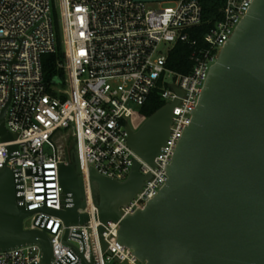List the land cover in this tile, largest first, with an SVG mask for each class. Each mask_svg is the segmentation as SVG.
Returning a JSON list of instances; mask_svg holds the SVG:
<instances>
[{
  "label": "built area",
  "instance_id": "obj_1",
  "mask_svg": "<svg viewBox=\"0 0 264 264\" xmlns=\"http://www.w3.org/2000/svg\"><path fill=\"white\" fill-rule=\"evenodd\" d=\"M216 1L218 14L211 20L203 15L202 0H0V117L5 108L4 127L13 137L4 141L0 132V168L18 171L19 204L34 211L28 217L30 225L23 227L48 231L50 264H81L80 252L94 264H145L116 241L118 223L99 221L87 170L93 167L123 181L134 160L139 161L145 180L120 207L122 215L142 208L165 184L164 166L189 123V110L252 0ZM162 2L174 5L147 7ZM58 38L61 54L55 69L62 76L47 80L43 57L57 54ZM179 43L188 48L187 73L167 66ZM152 94L163 105L174 103L154 166L139 159L127 144V128L139 129L129 121L134 116L142 124L146 121L149 116L141 108ZM58 133L68 134L76 145L85 203L78 212L88 217L83 225L68 227L66 243L61 219L43 210L63 207L58 166L69 156L54 142ZM11 145L17 150L8 158ZM0 264H41L40 249L29 244L0 251Z\"/></svg>",
  "mask_w": 264,
  "mask_h": 264
},
{
  "label": "water",
  "instance_id": "obj_2",
  "mask_svg": "<svg viewBox=\"0 0 264 264\" xmlns=\"http://www.w3.org/2000/svg\"><path fill=\"white\" fill-rule=\"evenodd\" d=\"M245 13L207 72L164 166L167 180L153 198L131 214L120 212L145 180L138 160L123 181L87 170L99 221L118 223L116 241L145 264H264V0H252ZM173 104L163 105L137 131L127 128L128 146L151 166L168 135ZM4 112L0 132L12 141ZM16 150L8 146V158ZM58 182L62 209L43 210L61 219L66 243L68 227L88 220L78 212L85 203L76 145L58 166ZM18 185V171L0 168V251L35 244L41 264H50L48 231L23 227L34 211L19 204ZM78 254L81 264H94Z\"/></svg>",
  "mask_w": 264,
  "mask_h": 264
},
{
  "label": "trees",
  "instance_id": "obj_3",
  "mask_svg": "<svg viewBox=\"0 0 264 264\" xmlns=\"http://www.w3.org/2000/svg\"><path fill=\"white\" fill-rule=\"evenodd\" d=\"M203 15L205 18H210L213 20L218 14L219 3L216 0H202ZM58 52L53 55H45L43 57V71L44 76L48 80L52 78L55 74L62 76L61 71L55 69V62L60 58L61 47L58 38ZM167 66L179 73H187L190 62L188 59V48L186 44L179 43L176 45L174 50L168 56ZM163 101L158 98L156 94H152L148 102L144 107L141 108V112L147 116H150L158 109L163 106ZM71 140V138H69Z\"/></svg>",
  "mask_w": 264,
  "mask_h": 264
},
{
  "label": "rangeland",
  "instance_id": "obj_4",
  "mask_svg": "<svg viewBox=\"0 0 264 264\" xmlns=\"http://www.w3.org/2000/svg\"><path fill=\"white\" fill-rule=\"evenodd\" d=\"M173 5H174V3H172V2L147 3V7L153 8V9H157L159 7L173 6ZM142 122H143V120L137 116H134L129 121V123L133 127V129H138L141 126ZM54 142L59 144L60 146H62L64 148L65 156H69L70 150L72 149L73 145H72V140L69 139L68 134H65V133L56 134V136L54 138ZM24 225L25 226L30 225V219L29 218H26L24 220Z\"/></svg>",
  "mask_w": 264,
  "mask_h": 264
}]
</instances>
